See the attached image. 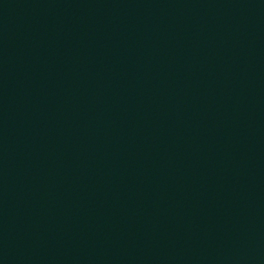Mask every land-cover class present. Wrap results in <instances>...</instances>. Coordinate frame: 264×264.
<instances>
[{"label": "water", "instance_id": "water-1", "mask_svg": "<svg viewBox=\"0 0 264 264\" xmlns=\"http://www.w3.org/2000/svg\"><path fill=\"white\" fill-rule=\"evenodd\" d=\"M0 264H264V0H0Z\"/></svg>", "mask_w": 264, "mask_h": 264}]
</instances>
